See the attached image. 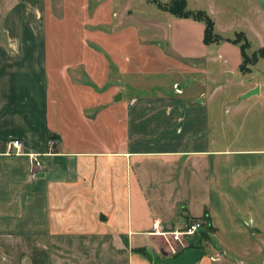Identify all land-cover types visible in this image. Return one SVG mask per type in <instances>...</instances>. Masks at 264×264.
<instances>
[{"label":"crops","instance_id":"1","mask_svg":"<svg viewBox=\"0 0 264 264\" xmlns=\"http://www.w3.org/2000/svg\"><path fill=\"white\" fill-rule=\"evenodd\" d=\"M238 1L186 0L216 34L252 29L264 47V11ZM130 2L0 0V264H152L141 249L164 248L153 221L180 230L204 214L215 254L195 264H224L222 238L264 237V147L208 138L220 117L202 91L122 90L128 77L153 88L156 73L202 74L207 62L239 69V46L204 44L202 21L155 2L137 18ZM253 78L242 98L264 97Z\"/></svg>","mask_w":264,"mask_h":264},{"label":"rangeland","instance_id":"2","mask_svg":"<svg viewBox=\"0 0 264 264\" xmlns=\"http://www.w3.org/2000/svg\"><path fill=\"white\" fill-rule=\"evenodd\" d=\"M161 3L169 2L170 0H158ZM153 1L150 0H131L130 4L134 7L133 15L135 17L144 16L141 12L150 14L157 11ZM258 3V2H257ZM247 0H239L237 6L240 12H246L245 6ZM259 5V4H258ZM254 14L251 13V19H254ZM133 18L130 23L135 24ZM239 22H236L238 25ZM237 27V26H235ZM237 29V28H235ZM240 29V28H238ZM233 31L227 33V35H233ZM258 33L251 29L249 36H246L249 47L247 53L251 54L260 48L261 42L256 36ZM234 37V36H233ZM247 64L245 70L227 68L225 72H220V67L217 64L207 62L205 71L193 74H183L182 72L169 73L163 76L155 74L151 76L153 82L161 85L153 88L140 89L136 88V84H130L131 79L134 77H128L122 90L129 92H140L146 90L147 92H153V90L173 91L177 89V86L184 91L185 95H198L202 91L206 94V102L210 107L212 116L215 118L216 113L220 117V123L218 126L211 125L208 128V138H212L222 143V145L229 147L248 146L252 147H264V97L263 96H248V98H242L241 92L251 86V77L264 79V59L259 58L256 65ZM239 70V71H238ZM204 74L211 76L212 80H208L204 83L200 78L204 77ZM117 74L109 70V80L114 82ZM159 76V77H155ZM253 78V79H254ZM174 83V87H173ZM179 88V89H180ZM264 91V87L262 88ZM241 94V95H240ZM211 95V96H210ZM263 236L258 237H244L231 236L222 238L220 248L224 251V257L227 259L224 264H248L249 257H247V250L251 249V264H264V242L260 239ZM251 240V241H250ZM221 241V238H218ZM205 245V252H209V255H214L215 251L209 243ZM166 251L165 249H163ZM217 264V263H215Z\"/></svg>","mask_w":264,"mask_h":264},{"label":"trees","instance_id":"3","mask_svg":"<svg viewBox=\"0 0 264 264\" xmlns=\"http://www.w3.org/2000/svg\"><path fill=\"white\" fill-rule=\"evenodd\" d=\"M157 4V6L167 12H170L172 15L177 17H189L195 20L202 21L204 23V33H203V42L204 44H210L213 42H220V41H229L231 43L237 44L240 49L241 53V63L239 65V69L241 71L245 70L247 64H255L259 58H264V47L259 48L257 51L252 52L251 54L247 53V48L249 47V42L246 39L245 35L242 32L235 33L233 38H223L220 35L216 34L214 31V21L211 16L204 10L201 9H189L187 6L186 0H170L166 3H161L158 0H150ZM111 63V67L113 68L114 65ZM56 136L49 135V138H54ZM201 221V228L198 231V234L195 240L191 241L186 247L179 250L174 255L176 256L180 252H182L187 247L193 248H205L204 244H207L211 241V233L213 228L210 224V218L208 214H204L202 218H191L187 221V224H190L195 221ZM144 251L146 255L152 260V256L149 252L146 251L145 248L141 249ZM149 253V254H148ZM207 252L204 253V255Z\"/></svg>","mask_w":264,"mask_h":264},{"label":"built area","instance_id":"4","mask_svg":"<svg viewBox=\"0 0 264 264\" xmlns=\"http://www.w3.org/2000/svg\"><path fill=\"white\" fill-rule=\"evenodd\" d=\"M9 150L14 149L15 153H18L22 149V144L18 139H13L9 142ZM201 221H195L180 230L167 231L164 229H159V222L153 221L152 227L154 233L161 236L164 244L163 249H165L168 254L174 255L182 248L186 247L192 240H195L199 229L201 228Z\"/></svg>","mask_w":264,"mask_h":264},{"label":"water","instance_id":"5","mask_svg":"<svg viewBox=\"0 0 264 264\" xmlns=\"http://www.w3.org/2000/svg\"><path fill=\"white\" fill-rule=\"evenodd\" d=\"M259 7L264 11V0H257ZM258 87H255L244 94L247 97L257 93ZM205 250L202 248L187 247L182 252L173 257H168V252L159 249V252L151 251L152 264H195L204 256Z\"/></svg>","mask_w":264,"mask_h":264}]
</instances>
